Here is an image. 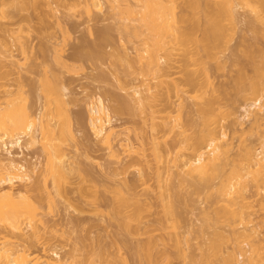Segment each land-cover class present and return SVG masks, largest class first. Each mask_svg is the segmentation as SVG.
<instances>
[{"label": "rangeland", "instance_id": "374dc122", "mask_svg": "<svg viewBox=\"0 0 264 264\" xmlns=\"http://www.w3.org/2000/svg\"><path fill=\"white\" fill-rule=\"evenodd\" d=\"M15 1L0 4V120H18V128L11 123L12 131L8 130L9 136L16 137L23 131L24 117L35 119L41 111L36 120L40 130L36 144L23 149L10 146V153L1 148L0 155L27 165L42 162L30 172L29 181L13 186L29 197L26 205L35 206L36 211L34 215L30 210L34 218L29 216L32 221L26 219L27 224L23 222L17 234H10V240L41 251L49 261L58 263L60 258L63 264H151L143 246L150 247L154 264H264V183L257 186L260 179L254 183L252 178L259 171L264 175V111L257 117L246 112L254 110L251 104L264 95V0H198L200 4L195 0L202 4L200 12V6L192 8L194 0L190 5V0L169 1L177 7V27L184 32L185 43L176 45L175 54L173 49L171 59H175H160L162 71L145 69L140 58L146 46L142 48V38L125 35L122 24L129 16L120 12L121 4L116 6L122 0H114L116 5L113 0V5L110 0H25L23 8L16 7ZM207 2L216 11L210 19L223 21L215 25L218 38L213 39L211 51L205 43L214 32L203 24ZM228 6L234 8L233 20ZM190 77L196 83L188 82ZM252 81H261L258 92L251 90ZM148 85L151 90L145 89ZM137 87L148 94L144 113L137 110ZM154 94L156 98L150 97ZM99 99L112 117L111 144L97 137L90 124V103ZM148 108L156 109L155 119ZM152 119L157 124L168 120L170 126L153 131ZM210 121L223 137L221 159L226 156V160L219 162H223L220 173L225 179L234 170L244 173L248 162L253 163L252 173L242 186H236L240 204L236 201V208L231 206L235 212L238 208V215L224 209L221 175L212 181L197 174L193 177L194 173L188 177L174 159L178 151L195 152L194 136L203 133ZM151 136L161 137L158 144L153 138L163 152L159 159ZM48 144L55 159H63L68 166L55 179L43 171L48 157L43 148ZM160 169L167 179H160L165 195H160L163 190L156 176ZM3 188L9 185L2 183ZM121 190L133 200L121 206L131 216L129 231L113 212ZM170 203H174L170 206L175 207L174 214L165 209ZM257 253L263 259L250 262L249 257ZM231 255L234 260L228 262Z\"/></svg>", "mask_w": 264, "mask_h": 264}, {"label": "bare ground", "instance_id": "6f19581e", "mask_svg": "<svg viewBox=\"0 0 264 264\" xmlns=\"http://www.w3.org/2000/svg\"><path fill=\"white\" fill-rule=\"evenodd\" d=\"M4 1H7V0H0V4H4ZM36 0H34V2H35ZM111 1V3H112V0H110ZM109 1V2H110ZM116 1V0H115ZM114 0H113V2H115ZM124 3L126 2H128L127 4H122V2H121V0H118L117 2H121V3H118V5H116V3L117 2H115L114 3V5H116V6H118L119 8H120V4H121V8H120V12L123 14L124 13V15H128L129 16V19H128V16H127V19L128 20H125V21H127L126 22V24L125 23H123L122 25H123V27H125V29L127 30V32H125V35H126V33L128 34V35H131V36H137V37H141L142 39V44H143V46H142V48L144 47V45H146L145 46V49H144V53H145V55H144V53H143V51H142V53L140 54V58L143 60V62H145V64H146V68L143 66V68H145V69H149L148 71H150L151 69H154V67H157V68H160L162 65L161 64H163V62H165V58H170L171 59V54H172V51H173V49H175L174 50V54H175V51L176 50H178V49H176L175 47H176V45L177 44H181V43H185V41H184V38H185V35H184V32H181V30H178V29H180V28H178L179 27V25H177V22L179 21V16L177 15V10H175L176 8H174L176 5L173 3V5H174V7H172L171 5H172V3L170 2L169 3V1H172V0H133V1H135V3L132 1V0H122ZM189 1V0H188ZM191 1V0H190ZM188 2L187 4H191L192 3V1L191 2ZM222 1V0H221ZM226 0H223V3L225 2ZM228 1V0H227ZM227 1H226V3H227ZM231 0H229V2H230ZM241 1V0H240ZM17 4H16V1H15V5H16V7L17 6H19L20 8H23L25 5H26V1L25 0H17ZM92 2V1H91ZM99 1H96V4L97 5H101V4H99L98 3ZM132 2V3H131ZM90 3V2H89ZM92 3H94V2H92ZM196 3V1L194 0V2H193V4L194 5H196V6H194L193 4H191V6H192V8H195L196 7V9L200 6L201 7V5H198V4H200V2L197 0V3L198 4H195ZM230 4V3H229ZM95 5V4H94ZM112 5H113V3H112ZM188 5V6H189ZM208 7H207V6ZM205 5V9L203 10V18H205V15L207 16V18H205V20L203 21L204 23L203 24H205L207 27H210L211 26V28L213 29V26H214V30H212L211 29V31H210V33L211 32H214V33H211V36L213 35V37H212V39L210 38L209 39V37H211V36H208L207 38H206V41H208L207 43H205L206 45H204V48H206L207 47V51L208 50H210L212 47H211V45H213V39H217L218 37V31L216 32V30H217V28L219 27H215V25L217 26V24H220V26L222 25V23H223V21H222V23H220V17L219 18H215L214 19V21L213 20H211V19H213L215 16V12L216 11H213V10H211V8L209 7L210 6V4H208V2H207V4ZM232 5V4H231ZM230 5V6H231ZM102 6V5H101ZM124 6V7H123ZM190 6V7H191ZM92 7H94V6H92ZM96 7V6H95ZM98 7V6H97ZM100 7V6H99ZM112 7V6H111ZM199 7V8H200ZM232 7V6H231ZM116 8V7H115ZM118 8V9H119ZM209 8V9H208ZM212 8H214V7H212ZM230 7L228 6V9H229ZM90 9H92V8H90ZM113 9H114V7H113ZM117 9V10H118ZM199 10H201L202 11V7L200 8V9H198V11ZM209 10H211V12L209 11ZM232 10H234V8L232 9ZM231 10V8H230V10H227V11H229L228 13H230V14H228V15H230L229 16V18H231L232 19V17H233V15H234V12ZM206 11H208V12H206ZM230 11H232V12H230ZM118 12H119V10H118ZM119 12V14H121ZM200 12V11H199ZM206 12V13H205ZM213 12H214V14H213ZM179 13V12H178ZM212 15H211V14ZM217 13H219V12H217ZM216 13V16H220V14L221 13H219V15ZM227 13V12H226ZM122 14H121V18H122ZM182 14V16H183V14L184 13H181ZM208 14L210 15L209 16V18H208ZM213 17V18H212ZM123 18L125 19V16H123ZM181 19H182V17H180ZM211 18V19H210ZM234 18V17H233ZM123 19V20H124ZM184 20H185V17L183 18ZM207 19H209V20H207ZM183 20V21H184ZM186 20H187V16H186ZM233 20V19H232ZM205 21H207L208 22V25L206 24V22ZM209 21H211L210 23H209ZM213 21V22H212ZM231 21V20H230ZM129 22V23H128ZM133 22H135V23H133ZM180 23V22H179ZM178 23V24H179ZM211 23H213V25H211ZM124 24H125V26H124ZM175 24V25H174ZM198 25V24H197ZM202 25V24H201ZM205 25H203V26H205ZM178 26V27H177ZM192 27V26H191ZM196 28V27H195ZM124 29V30H125ZM203 29V28H202ZM206 29V28H205ZM216 29V30H215ZM125 30V31H126ZM195 30V29H194ZM207 30V29H206ZM218 30H219V28H218ZM180 33H179V32ZM184 31V30H183ZM223 31V30H222ZM225 31V30H224ZM192 32V31H191ZM206 32V31H205ZM209 32V30H207V32H206V34H210V33H208ZM219 32H221V31H219ZM182 33H183V35H184V38H183V35H182ZM185 33H187L186 31H185ZM191 34V33H190ZM127 35V36H128ZM131 36H129V37H131ZM217 38H216V37ZM215 37V38H214ZM138 38V39H139ZM129 39V38H128ZM210 40L212 41V42H210ZM202 41V40H201ZM198 42V41H197ZM210 42V43H209ZM197 44V43H196ZM198 44H200V42H198ZM210 44V45H209ZM186 45V44H185ZM201 45V44H200ZM198 46V45H197ZM206 46V47H205ZM180 46L178 45V48H179ZM185 48V47H184ZM189 48V47H188ZM202 48V47H201ZM180 49H182V48H180ZM190 49V48H189ZM203 49V48H202ZM184 51H185V49H184ZM186 51H188V50H186ZM185 51V52H186ZM192 51V50H191ZM211 51V50H210ZM161 52H162V54H161ZM189 52V51H188ZM126 53V52H125ZM173 54V55H174ZM124 55V54H123ZM126 55V54H125ZM124 55V56H125ZM189 55V54H188ZM190 55H191V53H190ZM264 56V55H263ZM161 58H164V61L161 59ZM145 59V60H144ZM160 59L163 61L162 63H160ZM172 59H175L174 58V56H173V58ZM171 59V60H172ZM263 60H264V58H263ZM166 61H169V60H166ZM166 63H168V62H166ZM173 63V62H172ZM169 64V63H168ZM170 65H171V63H170ZM164 67H165V63H164V65H163ZM167 66V65H166ZM170 67V66H169ZM163 68V67H162ZM166 68V67H165ZM259 68V67H258ZM257 67H256V70L258 69ZM161 69V68H160ZM164 69V68H163ZM205 69V68H204ZM260 69V68H259ZM148 71H146L145 70V73L147 74V72ZM156 71V70H155ZM157 71H159V70H157ZM161 71H162V69H161ZM164 71V70H163ZM204 72H206V70H204ZM259 72V71H258ZM152 73V72H151ZM155 73V72H154ZM157 73V72H156ZM160 73V72H159ZM169 74V73H168ZM188 74V73H187ZM158 75V74H157ZM161 75V74H160ZM163 75V74H162ZM207 75V74H206ZM153 76H154V74H153ZM164 76H165V72H164ZM163 76V77H164ZM189 76V75H188ZM192 76H194V75H192ZM208 76V75H207ZM156 77V76H155ZM168 77V76H167ZM161 78V77H160ZM160 78H159V82H160ZM188 77H186V79H187ZM195 78V77H194ZM169 79V78H168ZM170 79H171V77H170ZM170 79H169V81H170ZM162 78H161V82H162ZM165 80V79H164ZM163 80V81H164ZM177 80V79H176ZM189 81L188 82H192V84H194V82H195V80L194 79H192L191 77L188 79ZM144 79H143V83H144ZM168 81V82H169ZM172 81V80H171ZM175 81V79H173V83H175L174 82ZM187 81V80H186ZM142 82V81H141ZM146 82V81H145ZM162 83H164V82H162ZM196 83V82H195ZM176 84V83H175ZM174 84V85H175ZM178 84V83H177ZM176 84V85H177ZM179 84H180V82H179ZM173 85V86H174ZM176 85H175V87H176ZM196 85V84H195ZM180 86V85H179ZM194 86V85H193ZM57 87V86H56ZM178 87V86H177ZM261 81H252L251 82V84H250V88H251V90L253 91V92H258L260 89H261ZM53 88H54V86H53ZM139 87H137V88H135L136 90H134V92L138 95H136V101L137 102H139V107H138V111H140V113H144V112H146V110H147V104H146V97H147V95H145L146 94V92L144 93V88H143V90H141V89H138ZM150 87H149V85H148V88H145V89H148V90H151V89H149ZM47 90V89H46ZM57 90V88H55V91ZM58 90H61L60 88H58ZM47 93H49L48 91H46ZM57 92V91H56ZM59 92V91H58ZM153 92V91H152ZM60 93V92H59ZM135 93H134V95H135ZM157 93V92H156ZM149 95H150V93H149ZM154 96H156V94H154L153 96H150V97H153V98H156V97H154ZM263 97H264V95L263 96H260V97H257L256 98V100L251 104V107L252 106H255V109L254 110H250V108L249 109H247L246 110V112H247V114H250V113H253L254 114V117H257L259 114H261V112H263L264 111V100H262L263 99ZM148 98V97H147ZM150 99H152V98H150ZM102 100V99H101ZM100 99L98 100V101H96V102H92V103H90V108H89V114H90V124H91V126H92V128H93V130H94V133L96 134V136L97 137H100L102 140H104V142H106V143H109V144H111V140L113 139L112 137H113V135L115 134V130H114V128H113V126L111 125L112 124V119H110V118H112V117H110L109 118V113H108V111L106 110V105H104V103L101 101ZM154 101V100H153ZM153 106H154V104H152ZM151 105V106H152ZM249 106H250V104H249ZM125 107V106H124ZM149 107V106H148ZM148 110H150L149 112L152 114V118L154 117L153 116V113H155V111H156V109H155V111L153 110V108L152 109H149L148 108ZM153 110V111H152ZM210 111V110H209ZM157 112V111H156ZM26 113H28L27 111L25 112V115H26ZM209 113V112H208ZM150 114V115H151ZM258 114V115H257ZM12 116V115H11ZM27 116H28V114H27ZM26 116V117H27ZM155 116H156V114H155ZM157 116H158V114H157ZM156 116V117H157ZM169 116V115H168ZM30 117V116H29ZM29 117H27L26 119H25V117H24V124H23V121H22V128H23V131H21V134L19 133L16 137H13V136H9V135H11V131H12V128L13 127H11V128H9L10 127V125H11V123H12V126L14 125V128H18L16 125H17V122H18V120L16 121L15 120V117L13 118V117H11L10 119H9V117H7L5 120H4V118L2 119L1 118V120H0V149L1 148H5L9 153H10V146L11 147H14V146H19V147H21L22 149L24 148V147H26V148H29V147H31L32 145H34V144H36L37 143V141H38V136L37 135H39V134H37V131L38 130H40L39 129V127H37L38 125H37V121L38 120H40V118H41V111H39V113H37L36 114V118L34 119V117L32 118V116H31V118H29ZM108 117V118H107ZM150 117V118H151ZM161 117V116H160ZM167 117V116H166ZM15 120H13V119ZM157 118H159V117H157ZM168 118V117H167ZM259 118V117H258ZM154 119H155V117H154ZM8 120H12V121H14V122H16V124L14 123V122H8ZM37 120V121H36ZM152 121H153V125L151 126L152 127V129H153V131L155 130H157L158 131V127L159 126H161L160 128H162L163 129V126L162 125H164L165 126V128H167L168 127V125H169V123H168V120L166 121V123H163V121H162V124H157V122H154V120L152 119ZM160 121H158V123H159ZM169 122H171V121H169ZM20 123V122H19ZM161 123V122H160ZM209 122H207L206 123V126H208V128L207 127H205V131H203L202 130V132L203 133H199V134H197L196 136H194V141L193 142H195V143H193L194 144V149H192L193 151H195V152H192L191 151V154H180V151H178L177 153H179V154H177V155H174V159L176 160V161H178V168H179V170L181 169L182 171H183V174H184V171H185V169H186V171H185V174L186 173H188L187 174V176L189 175V174H191V173H194V174H191L193 177H196L197 175H199L201 178H205V179H211V181H212V179H214V178H216L217 177V179H218V177H219V175H221L219 178H221V182H220V186H219V192H220V196L222 197V200H223V202H225L226 204H224L225 205V207H224V209H227L228 211H230V212H234V213H236L237 215L239 214V212L237 211V209H235L236 210V212L234 211V208L231 206V205H235L234 207L236 208V205H238V194L240 193V189L239 188H236V186L237 185H239V186H242L243 185V183L246 181L245 179H246V177L249 175V174H251L252 173V169H251V167H252V165H253V163L252 162H248L249 163V165H247V167L245 168V172L244 173H241L240 171H233V173L231 172V177L229 178L228 176H227V178L225 179V175H224V173H223V175L221 174L223 171H221L222 169V167H220L221 165V163H222V165H223V162H219V161H223L224 159L226 160V156L224 157V159H221V158H223V156H222V150H221V146L223 145V144H221L222 143V138L218 135V130L216 129L217 127L216 126H212L211 125V121H210V123L208 124ZM173 124V123H172ZM209 125H211V126H209ZM167 126V127H166ZM170 126V125H169ZM175 126H177L176 125V123H175V125H173V127H175ZM172 127V126H171ZM173 127L172 128H170V129H173ZM20 128V127H19ZM22 128H20V130L22 129ZM164 128V129H165ZM169 128V127H168ZM206 128H207V130H206ZM11 129V131H8V130H10ZM151 129V130H152ZM161 129V130H162ZM166 130V129H165ZM164 130V131H165ZM169 130V129H168ZM167 130V131H168ZM174 130H175V128H174ZM184 130V129H183ZM164 131H162V133L164 132ZM166 131V132H167ZM172 131V130H171ZM170 131V132H171ZM159 132H160V130H159ZM220 132V131H219ZM152 133H154V132H152ZM9 134V135H8ZM155 134V133H154ZM153 134V135H154ZM168 134V133H167ZM179 134H181V133H179ZM184 134V131H182V135ZM219 134H221V133H219ZM156 135H157V133H156ZM185 135V134H184ZM225 134H223V136H224ZM160 136L162 137V135L160 134ZM159 136V139H158V136H157V139H158V141H160L161 142V137ZM152 137V136H151ZM165 137V136H164ZM163 137V138H164ZM155 139V141L157 140L156 139V136L155 137H152L151 139H152V143H153V141H154V139ZM221 139V143H220V140ZM106 140V141H105ZM154 143H157L158 144V142L156 141V142H154ZM153 143V150H154V152H155V154H154V156L155 157H157L158 159L162 156V154L161 153H163V152H161V148H160V145L158 146L157 144H154ZM193 144H192V146H193ZM127 145V144H126ZM48 146H50L49 144H48ZM110 146V145H109ZM192 146H191V148H192ZM44 147V146H43ZM46 147V148H45ZM43 149H45V153L47 154L48 153V157H47V160L45 161V164H44V170L43 171H45V173H47V174H51V175H53L52 177L54 178V176H58L59 174L61 175H63V173H64V169L65 168H67L68 166H66V164L67 163H65V161L63 160V159H60L59 161H57L56 159H55V157H54V154H53V148H52V146H50V147H47V146H45ZM50 148V149H49ZM163 151V150H162ZM182 152V151H181ZM225 152H226V150H225ZM193 153V154H192ZM224 153V152H223ZM227 153H225V155H226ZM164 155V154H163ZM184 155L186 156V155H188V156H190V157H185L184 158ZM192 155V156H191ZM251 156V154H249V157ZM255 156H258V155H255ZM254 157V156H253ZM46 158V157H45ZM262 158H264V155H263V157ZM4 159V158H3ZM2 158H1V155H0V186L2 185V183H7V185H9V189H5L4 190V188L3 189H0V225L1 226H3V228H6L7 230H5V229H1L0 228V234L2 233V235H0V264H63V263H61V259L60 258H57V260L58 261H60V262H58V263H56V262H54V261H49V259L48 258H46L45 256H44V254H42L41 253V251L39 252H37L36 250H32V249H30V247H27V246H25V244H23V242L22 243H16V242H13V241H11L10 239H11V237L9 238V235L10 234H17V232H19L20 230H21V225H22V223L23 222H25V224H27L26 222V219H28V220H31V218H32V216H34L35 215V206H33V208H29L28 206L29 205H26L27 203H26V201L25 200H27L29 197L27 196V195H24V194H22V193H19V191H15V188L13 187L14 186V184L17 182V181H19V182H21V183H23V182H27V181H29L31 178H32V174L30 173L31 171L32 172H34L35 171V169H37V167L39 168V166L41 165V162L42 161H35L34 163H32L31 165H27V164H25L24 162H20V161H18L16 158H14V157H10V158H8L7 160H3ZM41 159V158H40ZM39 159V160H40ZM221 159V160H220ZM252 159V157L250 158V160ZM42 160V159H41ZM224 160V161H225ZM228 160V159H227ZM253 160V159H252ZM260 160V159H259ZM258 160V161H259ZM261 161V160H260ZM259 161V162H260ZM252 163V164H251ZM256 164H257V161H256ZM255 164V165H256ZM260 164V163H259ZM177 165V164H176ZM254 165V166H255ZM126 167H128V166H126ZM256 167V166H255ZM159 168V167H158ZM184 169V170H183ZM233 169H235V168H233ZM232 169V170H233ZM237 169V168H236ZM128 170V169H127ZM161 170V169H160ZM158 171V172H156L157 173V177H158V180H159V184H160V182H162L161 180L164 178V176H163V178H162V170L161 171ZM257 171L259 170L258 168L256 169ZM256 170L254 171L255 173H256ZM123 171H125V169H123ZM116 172V171H115ZM221 172V173H220ZM260 172V171H259ZM258 172V174H257V176H252V178L254 179V178H256V180H254V183H255V181H257L258 180V178L260 179L259 181H258V184H257V182H256V185L258 186L259 185V182H261L262 181V183H264V178H263V176H262V174L263 173H259ZM125 173H126V171H125ZM177 174H178V172H176ZM182 173V172H181ZM181 173L179 172V175H181ZM197 174V175H196ZM117 175V174H116ZM254 175V174H253ZM186 176V177H187ZM184 177V176H183ZM189 177V176H188ZM191 177V176H190ZM222 177H223V180H222ZM162 178V179H161ZM197 178V177H196ZM55 179V178H54ZM161 179V180H160ZM186 179V178H185ZM203 179H202V181H203ZM225 179V180H224ZM228 179V180H227ZM166 181L167 179H163V181ZM201 180V179H200ZM245 180V181H244ZM164 181V182H165ZM206 181V180H205ZM210 181V180H209ZM55 183H56V181H55ZM162 184L164 185V183L162 182ZM162 184H160V186L161 187H159V188H163V185ZM165 184H167V183H165ZM57 185V184H56ZM260 186V185H259ZM58 187H60L59 185H58ZM164 187H165V185H164ZM163 190V194H160V195H165L164 194V189H162ZM161 190V191H162ZM118 193H119V195H117V202H116V204L117 205H115L116 206V208L114 207V215L116 214L117 215V219H118V216H119V219L121 220V225H123L124 227H125V229L126 230H130L131 229V222H130V220H129V218L131 217V216H129V214H127V215H125L124 214V212H123V210H122V207L121 206H123V205H128L129 203H131L133 200L129 197V196H127L122 190L121 191H118ZM162 193V192H161ZM161 197V199H163L162 197L163 196H160ZM165 197V196H164ZM163 200H165V199H163ZM162 200V201H163ZM28 201V200H27ZM236 201L238 202V203H236ZM30 202V201H29ZM165 202V201H164ZM170 201H168V203H169ZM172 202V201H171ZM236 203V204H235ZM29 204V203H28ZM240 204V203H239ZM164 205H166V204H164ZM169 205V204H168ZM172 204L170 203V205L169 206H165V209L166 210H168L167 208L169 207V209L171 210V211H167L169 214L171 213V214H174V212H175V210H174V212H173V209H175V207L174 208H170V206H171ZM174 206V203H173V205L171 206V207H173ZM140 207V204H137V209H141V208H139ZM167 207V208H166ZM230 207V208H229ZM232 208V209H231ZM34 211L33 213H34V215H31V214H33L31 211ZM227 210H225V211H227ZM140 212V211H139ZM238 212V213H237ZM233 213V214H234ZM227 215L229 214V212L228 213H226ZM231 215V214H230ZM29 216H31V218L29 217ZM135 216V215H134ZM171 216V215H170ZM235 217H236V215H235ZM34 218V217H33ZM32 218V219H33ZM120 220H118V221H120ZM32 221V220H31ZM29 223V227H31L30 226V222H28ZM32 225V224H31ZM33 227V226H32ZM123 227V228H124ZM25 228V227H24ZM35 230V229H34ZM128 230V231H129ZM19 234V233H18ZM21 234V233H20ZM82 237V236H81ZM84 238V237H83ZM85 239V238H84ZM178 238L177 237H174V240H175V242H176V240H177ZM86 240H87V238H86ZM90 240V239H89ZM80 241V240H79ZM178 241V240H177ZM81 242H82V240H81ZM177 243V242H176ZM85 245H86V243H85ZM78 247V246H77ZM142 248H145L146 250H147V255H148V261L151 263V264H154L153 262H154V260H152L153 258H152V256H151V254H150V247L148 248L147 246H143ZM74 249H76V248H74ZM144 249V250H145ZM240 249H242V247L240 248ZM255 249V248H254ZM258 254V253H257ZM56 255H58V253H56ZM252 256V255H251ZM254 256V255H253ZM255 259H257V260H262L263 259V256L261 255V254H258V255H255V257H249V260H250V262H253ZM227 260V259H226ZM229 260H230V262H232L233 260H234V258H233V256L231 255V256H229L228 257V262H229ZM64 261V260H63ZM114 262V261H113ZM112 262V264H117V263H113ZM85 263V262H84ZM156 263V262H155ZM83 264V263H82ZM156 264H158V263H156Z\"/></svg>", "mask_w": 264, "mask_h": 264}]
</instances>
